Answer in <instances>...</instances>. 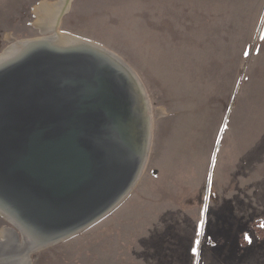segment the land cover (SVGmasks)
I'll use <instances>...</instances> for the list:
<instances>
[{
  "label": "rangeland",
  "instance_id": "obj_1",
  "mask_svg": "<svg viewBox=\"0 0 264 264\" xmlns=\"http://www.w3.org/2000/svg\"><path fill=\"white\" fill-rule=\"evenodd\" d=\"M42 3L50 10L36 13ZM57 3L0 0V54L60 36L111 53L141 84L150 144L113 210L28 263L27 247H16L24 233L0 213V231L14 232L12 256L21 264H264V0H70L56 25Z\"/></svg>",
  "mask_w": 264,
  "mask_h": 264
},
{
  "label": "water",
  "instance_id": "obj_2",
  "mask_svg": "<svg viewBox=\"0 0 264 264\" xmlns=\"http://www.w3.org/2000/svg\"><path fill=\"white\" fill-rule=\"evenodd\" d=\"M50 39L18 41L24 52L0 64V88H10L0 92V211L24 233L27 253L113 210L140 175L151 137L132 72L133 83L88 49Z\"/></svg>",
  "mask_w": 264,
  "mask_h": 264
},
{
  "label": "bare ground",
  "instance_id": "obj_3",
  "mask_svg": "<svg viewBox=\"0 0 264 264\" xmlns=\"http://www.w3.org/2000/svg\"><path fill=\"white\" fill-rule=\"evenodd\" d=\"M69 2H70V0H64V1H62V2H60V3H57L58 4V6L59 7H62V8H60L62 11L68 6V4H69ZM47 5L48 4H46L45 5V3H42V4H39L38 6H37V8L35 9L36 11V13H39L38 11L40 10V11H42V12H44L45 10L47 11V10H50L49 9V6L47 7ZM54 5H56V4H54ZM58 6H56V7H58ZM50 8H52V7H50ZM53 9L55 10L56 8H54L53 7ZM45 11V12H46ZM52 11V10H51ZM56 11H58V10H56ZM50 13V12H49ZM60 13V12H59ZM46 14V13H45ZM56 18H58V17H56ZM55 18V19H56ZM52 23V22H51ZM53 24H56V21L53 23ZM55 27V26H54ZM57 37V36H56ZM61 37V36H60ZM58 38L56 41H54V40H50V43L52 42L53 44H54V46L55 47H59V48H73V49H75V48H77V47H79V48H81V49H88V51L89 52H91V53H94V54H96V55H98L99 57H101L102 59H104V61H107L110 65H111V67L112 68H114V69H116V70H119L125 77L126 76H128L129 77V81L131 82V83H133V81H132V73H131V71H130V69L127 67V66H125L118 58H116L114 55H112L111 53H109V52H107V51H105L104 49H101V48H99V47H96V46H94V45H91V44H89V43H86V42H83V41H78V40H72V39H69L68 38V40H64L63 38L61 39V38ZM75 39V38H74ZM34 41H36V40H34ZM70 41V42H69ZM74 42V43H73ZM18 43H20V42H18ZM17 43V44H18ZM16 44V43H15ZM17 44H16V46H17ZM22 45V44H21ZM21 45H18V50H17V47L14 49L13 48V46L11 47L12 48V50L11 51H9L10 53V56H9V54H7V55H5L4 57H1L0 58V64H4V63H6V62H8L9 60H12V59H15L16 57H17V55L19 54V55H21L24 51H23V49L21 48L20 49V46ZM18 51H20L19 53H18ZM48 64H50L51 65V63H48ZM58 74V73H57ZM50 75L51 76H43L42 77V79H43V82H44V84H50L51 82H53L54 81V77H55V74H53V73H50ZM1 87H2V85H0ZM132 86V85H131ZM132 88H133V86H132ZM0 92L1 93H3V96H4V93L5 92H8V94L10 93V88L9 87H6L4 90L2 89V88H0ZM136 95H137V97H138V99L141 101V96H142V98H144L143 97V94L138 90V89H136ZM141 95V96H140ZM149 108V107H148ZM149 115V114H148ZM8 158H10V157H8ZM11 159V158H10ZM12 160V159H11ZM0 213L1 214H3L2 213V211H0ZM5 217H6V215L5 214H3ZM7 219H8V217H6ZM8 221H10V220H8ZM17 228V227H16ZM18 229V228H17ZM19 230V229H18ZM14 235V232L11 230H2V231H0V237H1V239H2V241H0V263L1 264H21L20 262H19V257H18V255H14V256H12L13 254V250H9L10 249V237L12 238V237H14L13 236ZM25 236V235H24ZM68 236H66V237H64V238H61V239H58V240H56V241H49V243H47L45 246H43V247H46V246H48V245H50V244H54V243H56V242H58V241H60V240H62V239H65V238H67ZM51 238V237H50ZM15 239V238H14ZM17 240V239H16ZM15 240V241H16ZM23 241H24V243H20V244H16L17 246L16 247H20L21 245H25V247H27V250L26 251H24V254H25V252H26V255H24V259L27 261L26 263H28V255H30L31 253H27L29 250V246L27 245L28 243H26L25 242V239L23 238ZM24 247V248H25ZM43 247H41V248H39V249H37V250H40V249H42ZM6 254V255H5Z\"/></svg>",
  "mask_w": 264,
  "mask_h": 264
},
{
  "label": "snow or ice",
  "instance_id": "obj_4",
  "mask_svg": "<svg viewBox=\"0 0 264 264\" xmlns=\"http://www.w3.org/2000/svg\"><path fill=\"white\" fill-rule=\"evenodd\" d=\"M193 251L195 252V249H193Z\"/></svg>",
  "mask_w": 264,
  "mask_h": 264
}]
</instances>
